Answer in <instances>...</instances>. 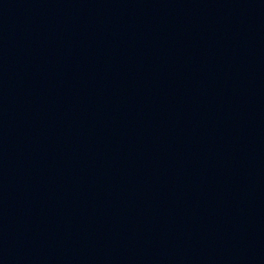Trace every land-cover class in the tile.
Returning a JSON list of instances; mask_svg holds the SVG:
<instances>
[{
  "label": "water",
  "instance_id": "95a60500",
  "mask_svg": "<svg viewBox=\"0 0 264 264\" xmlns=\"http://www.w3.org/2000/svg\"><path fill=\"white\" fill-rule=\"evenodd\" d=\"M0 264H264V0H0Z\"/></svg>",
  "mask_w": 264,
  "mask_h": 264
}]
</instances>
